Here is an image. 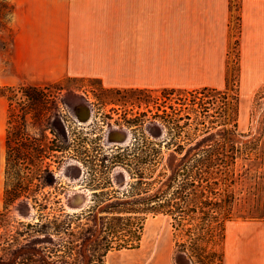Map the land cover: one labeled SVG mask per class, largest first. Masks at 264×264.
<instances>
[{
	"label": "rangeland",
	"instance_id": "1",
	"mask_svg": "<svg viewBox=\"0 0 264 264\" xmlns=\"http://www.w3.org/2000/svg\"><path fill=\"white\" fill-rule=\"evenodd\" d=\"M10 13V3L0 0V29L8 30ZM9 37L8 31L0 35V46ZM229 55L232 68L225 90L111 89L93 79H65L48 88L42 107L31 105L19 88L22 84L1 90L11 98L13 141L22 133L20 140L24 143L42 141L48 146H66L67 150L47 151L43 158L47 170L31 179L28 194L0 210V264H87L89 244L100 231L101 209L139 199L126 192L136 179L131 175L133 165L113 166L107 174L110 183L90 181L95 173L89 169L90 164L107 161L116 153L113 142L121 138L119 130L123 136L130 132L129 141L121 148L144 142L155 148L160 145L158 169L163 167L167 173L186 161L192 146L217 147L212 156L215 165L207 169L211 174L207 176L216 181L221 211L231 209L230 219L221 217L223 226L238 218L264 219V85L241 96L235 75V43ZM20 124L23 126L18 130ZM113 125L118 131L111 128ZM231 141L240 148L232 158L228 150ZM173 144L184 148L177 153ZM245 146L249 148L244 150ZM67 160L76 162L75 166L64 169ZM19 169L28 178L33 173L20 166L11 168L12 173L5 176V187L15 181L13 172ZM119 169L127 173L123 183ZM76 190L88 192L85 202L74 206L70 194ZM95 201L100 205L94 215L72 218L67 231L56 233L52 227H45L61 213L60 207L66 213H80ZM65 219L60 217L59 221ZM175 238L186 240L183 233L173 231L169 217L147 214L138 246L108 250L102 257L103 264H191L179 255ZM67 245L73 248L69 253ZM215 248L222 253L221 239L216 240Z\"/></svg>",
	"mask_w": 264,
	"mask_h": 264
},
{
	"label": "crops",
	"instance_id": "2",
	"mask_svg": "<svg viewBox=\"0 0 264 264\" xmlns=\"http://www.w3.org/2000/svg\"><path fill=\"white\" fill-rule=\"evenodd\" d=\"M3 1L1 88L93 79L111 89L225 90L234 43L240 95L264 85V0ZM8 107L0 95V210ZM223 264H264L263 218L227 222Z\"/></svg>",
	"mask_w": 264,
	"mask_h": 264
},
{
	"label": "trees",
	"instance_id": "3",
	"mask_svg": "<svg viewBox=\"0 0 264 264\" xmlns=\"http://www.w3.org/2000/svg\"><path fill=\"white\" fill-rule=\"evenodd\" d=\"M52 85L36 87L31 85L20 86V90L31 105L38 107L44 106L47 99L46 91ZM7 90L9 87L1 88L0 95H5L1 90ZM8 107V129L6 137V158H5V176L12 173L11 168L17 166L27 169L32 175L23 176L20 169L13 172L15 181L3 191V209L7 207L18 197L28 194V186L31 179L40 177L41 172L46 171L43 165V158L47 151H65L66 146H48L42 141L35 140L24 143L22 133H19L14 141L12 139V116L11 98H9ZM36 117V115H34ZM23 124L18 125V130ZM229 144L228 150L230 157L240 152L234 142ZM168 148L171 147L167 145ZM55 147V148H51ZM83 147V146H82ZM175 151L180 153L184 145L173 144ZM248 146L244 148L246 150ZM116 153L107 161L100 160L99 163H91V182L103 180L110 183L109 170L115 165L131 167L133 165L134 173L132 177L136 178L134 183L129 185L128 196H138V200L121 206L109 205L101 209L104 215H100V231L95 239L89 244V258L87 264H103L102 257L112 248H135L138 246L142 233L143 220L147 214H162L170 218V224L173 231H178L186 237L184 242H179L175 238V246L179 255L188 259L191 264H223V251L217 253L215 242L217 239L223 241L225 236V225L221 217L230 219V207L223 213L221 205L217 200L216 181H210L207 169L213 168V158L217 152L216 148L200 145L192 146L186 161L171 173H167L163 167H159L161 162L160 145L154 147L153 144L141 143L131 144L121 148H115ZM122 150V151H120ZM129 150L132 152L127 153ZM81 153L85 151H80ZM134 154L130 157V154ZM186 155V156H187ZM29 167H33L31 170ZM158 169V171H157ZM97 170V171H96ZM157 171V172H156ZM100 172L102 176L98 175ZM156 172V174H155ZM212 173V172H211ZM211 175V174H209ZM8 179V178H7ZM126 195V194H124ZM100 204L93 202L80 213H66L60 207V214L53 216L51 221L46 222L45 227L49 226L56 233L67 231L69 221L72 218L76 220L81 216H92ZM41 206V203L39 204ZM100 212V213H101ZM68 221H59L60 217ZM48 218V216H44ZM263 218V217H260ZM228 222V221H227ZM48 228V227H47ZM51 229V228H49ZM174 234V232H173ZM175 236V235H174ZM69 253L72 247H66ZM217 259V260H216ZM216 260V261H215Z\"/></svg>",
	"mask_w": 264,
	"mask_h": 264
},
{
	"label": "bare ground",
	"instance_id": "4",
	"mask_svg": "<svg viewBox=\"0 0 264 264\" xmlns=\"http://www.w3.org/2000/svg\"><path fill=\"white\" fill-rule=\"evenodd\" d=\"M111 128L114 129V130L117 129V131H118V128L115 127L114 125L111 126ZM118 134H120L121 138L120 139L119 138L116 139V141H114L113 143L116 144V145H118V146H122V145L127 144V142L129 141V137H130V132L127 131L126 134L124 133V136H123V135H121V130H119L118 131ZM75 163L76 162H74L73 160H67L65 162V165H63V167H64V169H66L67 167H71L72 168L73 166H75ZM64 169L62 171H64ZM118 172L123 174L122 175V177H123L122 183L125 182L126 179H127V173L124 172L123 170H120V169L118 170ZM87 192L88 191H86V190H81V191L76 190L75 192H73V193L70 194L72 196V198H73V204H74V206L81 205L82 203L85 202L86 196H87Z\"/></svg>",
	"mask_w": 264,
	"mask_h": 264
},
{
	"label": "flooded vegetation",
	"instance_id": "5",
	"mask_svg": "<svg viewBox=\"0 0 264 264\" xmlns=\"http://www.w3.org/2000/svg\"><path fill=\"white\" fill-rule=\"evenodd\" d=\"M113 145H116V144H113ZM116 146H118V145H116Z\"/></svg>",
	"mask_w": 264,
	"mask_h": 264
}]
</instances>
